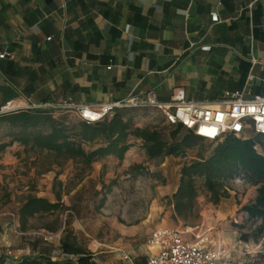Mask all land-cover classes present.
<instances>
[{
    "label": "crops",
    "instance_id": "1",
    "mask_svg": "<svg viewBox=\"0 0 264 264\" xmlns=\"http://www.w3.org/2000/svg\"><path fill=\"white\" fill-rule=\"evenodd\" d=\"M0 51L11 53L0 60V108L11 102L68 111L143 101L149 91L166 104L178 90L213 107L226 92L264 97V0H0ZM236 211L228 200L206 208L185 240L209 230L211 247L226 250L218 264H264L261 242H242L226 226ZM168 215L171 208L153 200L143 220L92 239L95 264H129L124 255L141 264L156 255L147 240L171 228ZM23 240L17 251L32 254V242Z\"/></svg>",
    "mask_w": 264,
    "mask_h": 264
},
{
    "label": "rangeland",
    "instance_id": "2",
    "mask_svg": "<svg viewBox=\"0 0 264 264\" xmlns=\"http://www.w3.org/2000/svg\"><path fill=\"white\" fill-rule=\"evenodd\" d=\"M125 110L133 115L135 127H166V134L173 130L162 122L161 114L154 109L131 107ZM56 111L55 118H63L68 125L76 122L73 114ZM16 133L17 130L1 125L0 143H10ZM214 147L210 142L201 141L185 159L169 157L162 161H148L139 143H134L125 161L102 159L85 169L82 164L64 161L51 154L31 152L29 148L13 143L0 155V255L6 251L18 258L29 255L26 250L17 251L26 243L23 239L32 243L41 239L55 248L63 227L77 231L80 243L87 248L92 239L108 237L113 225L128 227L143 220L150 212L153 200L162 208H171L165 198L176 191L182 165L194 160L199 153L209 155ZM257 150L260 152V147ZM136 166L141 168L135 170ZM223 184L229 195L224 200L234 204L237 210L226 222L228 229L238 236L241 233L254 236L257 228L263 225L264 232V220H250L242 210L254 201L256 187L237 176ZM197 185L199 188L200 183ZM56 193L61 197L62 210L53 215L36 216L22 231L17 210L26 199L36 197L54 203ZM158 193H167L168 196L160 197ZM208 207L212 205L200 189L196 200L198 218L187 220V225L174 221L171 208L172 215L167 217L171 228L180 231L192 228ZM239 226L243 228L239 229ZM28 246L31 252L32 247Z\"/></svg>",
    "mask_w": 264,
    "mask_h": 264
},
{
    "label": "trees",
    "instance_id": "3",
    "mask_svg": "<svg viewBox=\"0 0 264 264\" xmlns=\"http://www.w3.org/2000/svg\"><path fill=\"white\" fill-rule=\"evenodd\" d=\"M129 112L125 109L116 110L112 117L95 124H86L75 117L76 122L71 125L65 123L63 118H55L57 111L51 109H27L0 115V126L17 130L10 143H0V155L13 143H18L31 152L51 154L90 169L94 163L108 156L122 161L132 146L130 140L139 142L148 161H162L169 157L185 159L189 151L196 149L202 141L181 127L170 126L173 130L169 134H166V127H135L133 115ZM257 147H260V152ZM140 168L134 167L135 170ZM235 176L256 187L254 201L242 210L250 220H264V137L247 140L228 137L215 145L209 155L199 153L194 160L184 163L179 172L176 191L171 197L165 198L172 208V219L187 225V220L198 218L196 200L200 189L205 192L212 206L227 199L229 195L223 182ZM61 210L59 193H56L54 203L29 197L17 210L20 229L24 231L29 220L36 216L53 215ZM242 228L239 226V229ZM256 234L258 236L241 233L239 239L242 242L249 239L255 243L262 241L264 249L263 225L257 228ZM30 245L32 254L21 257L13 264H95L93 254L80 243V237L65 227L60 232L57 247L41 239H36ZM0 264H7L4 255H0Z\"/></svg>",
    "mask_w": 264,
    "mask_h": 264
},
{
    "label": "built area",
    "instance_id": "4",
    "mask_svg": "<svg viewBox=\"0 0 264 264\" xmlns=\"http://www.w3.org/2000/svg\"><path fill=\"white\" fill-rule=\"evenodd\" d=\"M217 21L216 15L211 17ZM50 40V39H48ZM11 57V53L0 51V60ZM68 112L86 124L102 122L113 116L116 110L125 108H151L159 112L166 125L181 127L196 138L212 144H220L228 137L247 140L264 137V97L245 99L243 92L224 93L215 106L187 101L182 90L176 91L170 103H157L154 93L149 91L143 101L131 100L122 103L102 104L96 107L67 105ZM47 109L44 106L29 105L14 107L11 102L0 108V115L20 110ZM66 111V110H65ZM209 230L192 233V241H187L186 231L174 228L153 230L147 244L158 250L141 264H218L226 255L222 246L210 245ZM57 252L55 256H57ZM6 259L18 261L10 251L3 254ZM123 259L133 264L128 255Z\"/></svg>",
    "mask_w": 264,
    "mask_h": 264
}]
</instances>
